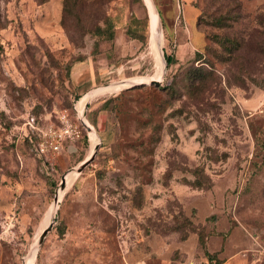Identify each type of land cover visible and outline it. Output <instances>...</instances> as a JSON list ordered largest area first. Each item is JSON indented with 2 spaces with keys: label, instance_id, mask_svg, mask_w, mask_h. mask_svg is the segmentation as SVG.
Wrapping results in <instances>:
<instances>
[{
  "label": "rangeland",
  "instance_id": "374dc122",
  "mask_svg": "<svg viewBox=\"0 0 264 264\" xmlns=\"http://www.w3.org/2000/svg\"><path fill=\"white\" fill-rule=\"evenodd\" d=\"M153 4L0 0V264H264V0Z\"/></svg>",
  "mask_w": 264,
  "mask_h": 264
},
{
  "label": "trees",
  "instance_id": "16d2710c",
  "mask_svg": "<svg viewBox=\"0 0 264 264\" xmlns=\"http://www.w3.org/2000/svg\"><path fill=\"white\" fill-rule=\"evenodd\" d=\"M70 1H73V3H75V5H78V4H81L84 0H64V6H67ZM228 19H229V13L219 15L216 18H214L209 24L214 26V27L223 28L227 25L226 22ZM104 22H106L108 24L109 20L104 19ZM109 27H110V25H109ZM105 31H107V26H106V28H101L100 26H97V28H96V34L97 35H103V34H105ZM112 35H113V33L110 30H108L106 37L111 39ZM210 39L213 40L215 43H217V45L219 47V52L217 53L218 57L220 58L219 60L224 61V62H228V63H232L234 58H235L236 47L238 46L237 39L234 37H229V36H225V35L219 36L216 34H214ZM207 49H209V47ZM209 51H210V49H209ZM200 55L198 54V56H200ZM165 60L167 62V66L172 63V58L169 55H167L165 57ZM207 63H209V62H207ZM192 79L193 78H189V84H190V86H194V89H195L196 88V82H195V80L193 82ZM194 79H197V77L195 75H194ZM198 83L205 84V80H201ZM241 84L245 85V82L242 81ZM256 84L264 89V82H262L261 84H259V82H256ZM111 101H112V98H109L103 103V105L107 106ZM206 255H207V260H208L209 264H222V261L220 259L216 258V256L214 254L206 253Z\"/></svg>",
  "mask_w": 264,
  "mask_h": 264
},
{
  "label": "built area",
  "instance_id": "2783aa9c",
  "mask_svg": "<svg viewBox=\"0 0 264 264\" xmlns=\"http://www.w3.org/2000/svg\"><path fill=\"white\" fill-rule=\"evenodd\" d=\"M62 122L64 123V126L60 129L59 132H56V130H49L47 134L48 137L45 138L43 142L42 150L46 148V146H48L53 151L57 152L60 149V140L65 136L72 135L73 131L71 128V124L68 122L64 115L62 116Z\"/></svg>",
  "mask_w": 264,
  "mask_h": 264
},
{
  "label": "water",
  "instance_id": "95a60500",
  "mask_svg": "<svg viewBox=\"0 0 264 264\" xmlns=\"http://www.w3.org/2000/svg\"><path fill=\"white\" fill-rule=\"evenodd\" d=\"M153 2V0H152ZM154 6V4H153ZM155 9V7H154ZM156 11V10H155ZM157 13V12H156ZM159 20V19H158ZM151 82L155 85H159L160 84V81L159 80H155V79H152ZM87 129L88 130H91L90 127L87 126ZM95 155V152L93 151L90 156L88 158H86L75 170L77 171V173L81 172L92 160H93V157ZM65 187V179H64V176L61 178V182H60V188L63 189ZM55 201L57 202V199H55ZM52 228V224L49 223L41 232L37 242H36V247H38L42 240L44 239V237L46 236L47 232Z\"/></svg>",
  "mask_w": 264,
  "mask_h": 264
},
{
  "label": "crops",
  "instance_id": "0c3cea01",
  "mask_svg": "<svg viewBox=\"0 0 264 264\" xmlns=\"http://www.w3.org/2000/svg\"><path fill=\"white\" fill-rule=\"evenodd\" d=\"M147 1V3H148V0H146ZM148 5H149V3H148ZM154 34H156L157 35V37H158V35L159 36H161V33H160V31H159V26L158 25H155L154 26V24H152V28H151V36H150V42H151V39H152V36L154 35ZM152 45V44H151ZM153 48V47H152ZM159 55H160V52H159ZM74 73H75V71H74ZM85 73H87V71H82V72H78L77 73V75H75L74 76V78H78L81 74H85ZM114 87H116V86H110V87H107V88H114ZM90 99H88V101H89Z\"/></svg>",
  "mask_w": 264,
  "mask_h": 264
},
{
  "label": "bare ground",
  "instance_id": "6f19581e",
  "mask_svg": "<svg viewBox=\"0 0 264 264\" xmlns=\"http://www.w3.org/2000/svg\"><path fill=\"white\" fill-rule=\"evenodd\" d=\"M148 3H149V6L150 8L153 10V12H156L155 9H154V6H153V2L152 0H148ZM157 14V13H156ZM152 24L155 25H158L159 26V21H158V16L157 15H154L153 16V19H152ZM88 127H90V134H95V131L94 129L92 128V126H90L89 124L85 123ZM75 172L77 173V171L75 170ZM78 174V173H77ZM66 177V176H65ZM64 177V179H65ZM66 182V181H65ZM65 186H66V183H65ZM57 201H59V195L57 196Z\"/></svg>",
  "mask_w": 264,
  "mask_h": 264
}]
</instances>
